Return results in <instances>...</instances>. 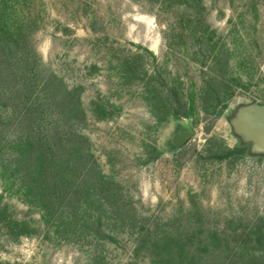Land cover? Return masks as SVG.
Instances as JSON below:
<instances>
[{"label":"rangeland","instance_id":"1","mask_svg":"<svg viewBox=\"0 0 264 264\" xmlns=\"http://www.w3.org/2000/svg\"><path fill=\"white\" fill-rule=\"evenodd\" d=\"M202 4L203 26L215 32L209 47L230 49L234 95L218 118L197 108L159 126L142 94V81L126 84L118 59L138 46L147 48L186 93H197L207 72L204 56L212 53L205 44L204 55H195L196 41L188 34L178 37L188 27L185 20L192 9L180 0H29L20 8L26 19L37 22L29 41L46 68L70 88H80L87 119L77 125L78 131L89 138L102 172L132 203L136 221L116 223L109 214L106 233L97 237L93 230L64 233L54 223H44L41 212L0 176L3 203L14 217L38 228L15 239L0 234L1 263L152 264L150 243L141 238L173 234L215 237L212 247L223 255L236 257L237 251L244 254L243 263L264 264L253 260L264 252L256 242L264 235V222H259L264 219V154L252 152L232 124L241 106L264 102V0ZM164 30L176 36L173 42L166 40ZM144 63L150 71L154 68L152 57L146 55ZM93 101L112 115L96 117ZM16 132V125L7 129L9 136ZM239 144L249 146L242 157L221 159L212 151ZM153 147L160 155L148 162L147 151Z\"/></svg>","mask_w":264,"mask_h":264},{"label":"trees","instance_id":"2","mask_svg":"<svg viewBox=\"0 0 264 264\" xmlns=\"http://www.w3.org/2000/svg\"><path fill=\"white\" fill-rule=\"evenodd\" d=\"M28 1L0 0V176L10 189L16 187L29 207L41 212L44 223H54L58 231L79 235L93 230L97 237L106 233L109 214L116 223L135 225L132 203H126L120 185L102 172L89 138L78 131L77 125L87 119L80 88H70L48 70L29 41L36 30L32 23L36 27L37 22L21 14L20 8ZM180 1L192 12L185 20L188 27L178 37L188 34L196 41L195 55H204L205 44L212 53L211 58L204 56L207 72L197 93H186L179 80L156 64L157 57L147 48L138 46L118 59L119 75L126 84L142 81V94L157 126L171 117L190 116L197 108L218 118L235 91L227 56L230 49L216 51L209 47L215 32L203 26L202 0ZM163 35L172 42L176 37L165 30ZM146 55L155 62L151 71L144 63ZM92 104V112L99 119L112 115L104 104ZM15 125L16 134L7 135L8 127ZM212 151L221 159L235 158L246 155L249 146L223 145ZM159 155L153 147L147 151V161ZM37 231L31 220L14 217L0 195V234L15 239ZM141 241L150 243L152 264H247L242 262L244 254L240 252L233 257L215 250V237L171 234ZM256 242L264 245V235ZM256 259L264 260V252L254 254Z\"/></svg>","mask_w":264,"mask_h":264},{"label":"water","instance_id":"3","mask_svg":"<svg viewBox=\"0 0 264 264\" xmlns=\"http://www.w3.org/2000/svg\"><path fill=\"white\" fill-rule=\"evenodd\" d=\"M232 124L235 131L250 144L252 152L264 154V102L241 106Z\"/></svg>","mask_w":264,"mask_h":264}]
</instances>
